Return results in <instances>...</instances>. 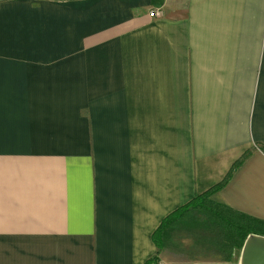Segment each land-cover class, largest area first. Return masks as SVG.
Returning <instances> with one entry per match:
<instances>
[{
  "label": "crops",
  "instance_id": "obj_1",
  "mask_svg": "<svg viewBox=\"0 0 264 264\" xmlns=\"http://www.w3.org/2000/svg\"><path fill=\"white\" fill-rule=\"evenodd\" d=\"M240 159L264 222V0H0V264H238L153 233Z\"/></svg>",
  "mask_w": 264,
  "mask_h": 264
},
{
  "label": "trees",
  "instance_id": "obj_2",
  "mask_svg": "<svg viewBox=\"0 0 264 264\" xmlns=\"http://www.w3.org/2000/svg\"><path fill=\"white\" fill-rule=\"evenodd\" d=\"M243 159L238 160L223 181L211 187L207 191L197 194L184 206L179 207L167 215L153 233V240L159 250L172 244L168 230L181 229L184 223L194 211L206 215L213 223L214 228L224 234L226 242L219 249L226 254L225 260L232 261L234 250L241 249L246 237L250 233L264 234V222L241 213L226 204L211 199L214 192L223 188L230 180L233 172L242 164ZM159 253L147 260L145 264H158Z\"/></svg>",
  "mask_w": 264,
  "mask_h": 264
},
{
  "label": "rangeland",
  "instance_id": "obj_3",
  "mask_svg": "<svg viewBox=\"0 0 264 264\" xmlns=\"http://www.w3.org/2000/svg\"><path fill=\"white\" fill-rule=\"evenodd\" d=\"M175 230V229H172ZM169 232L168 235L175 233L178 243L185 245L184 253L194 252L201 254L202 257H211L212 255L226 257L219 247L226 242L224 234L217 231L213 223L206 215L199 211H194L189 219L184 223V227L176 231ZM240 249L234 250L233 256L237 263Z\"/></svg>",
  "mask_w": 264,
  "mask_h": 264
},
{
  "label": "water",
  "instance_id": "obj_4",
  "mask_svg": "<svg viewBox=\"0 0 264 264\" xmlns=\"http://www.w3.org/2000/svg\"><path fill=\"white\" fill-rule=\"evenodd\" d=\"M238 264H264V235L250 233L246 237Z\"/></svg>",
  "mask_w": 264,
  "mask_h": 264
},
{
  "label": "built area",
  "instance_id": "obj_5",
  "mask_svg": "<svg viewBox=\"0 0 264 264\" xmlns=\"http://www.w3.org/2000/svg\"><path fill=\"white\" fill-rule=\"evenodd\" d=\"M151 16H156V12H151Z\"/></svg>",
  "mask_w": 264,
  "mask_h": 264
}]
</instances>
